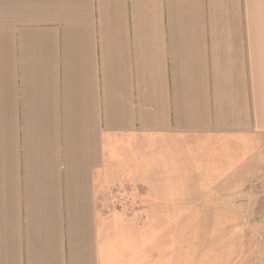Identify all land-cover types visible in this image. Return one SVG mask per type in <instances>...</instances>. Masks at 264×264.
<instances>
[{
    "label": "crops",
    "instance_id": "obj_1",
    "mask_svg": "<svg viewBox=\"0 0 264 264\" xmlns=\"http://www.w3.org/2000/svg\"><path fill=\"white\" fill-rule=\"evenodd\" d=\"M147 136L264 168V0H0V264H112L107 156Z\"/></svg>",
    "mask_w": 264,
    "mask_h": 264
},
{
    "label": "rangeland",
    "instance_id": "obj_2",
    "mask_svg": "<svg viewBox=\"0 0 264 264\" xmlns=\"http://www.w3.org/2000/svg\"><path fill=\"white\" fill-rule=\"evenodd\" d=\"M129 140L110 148L100 189L112 264H264V168L257 147L250 160L238 157L234 168L202 175L192 141L180 158L181 145L163 137ZM178 191L180 201L171 198ZM179 206L185 215L170 214Z\"/></svg>",
    "mask_w": 264,
    "mask_h": 264
}]
</instances>
